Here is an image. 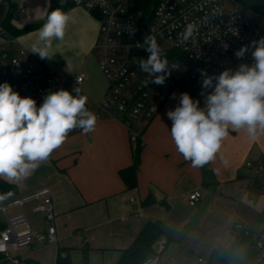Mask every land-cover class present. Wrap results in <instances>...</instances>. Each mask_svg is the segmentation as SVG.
I'll return each instance as SVG.
<instances>
[{"label":"crops","instance_id":"crops-1","mask_svg":"<svg viewBox=\"0 0 264 264\" xmlns=\"http://www.w3.org/2000/svg\"><path fill=\"white\" fill-rule=\"evenodd\" d=\"M50 6L51 0H0V23L12 9V25L18 30L40 24L16 37L12 44L16 53L22 47L30 51ZM63 11L71 17L60 46L63 51L53 47L50 59L33 54L58 73L75 78L86 73L93 55L100 67L101 21L98 14L74 4ZM67 53L74 58L66 59ZM80 58V66H75L74 61L79 63ZM86 75L84 92L92 100H102L108 80L103 77L98 83L100 93L90 96L87 91L93 87V79ZM181 93L180 88L174 90L146 126L137 187L133 189L127 188L120 175L133 164L131 135L127 126L113 120L97 121L94 131L87 134H68L48 160L26 178L12 182L3 178L17 187L18 194L0 205L25 199L43 188L50 190L58 240L35 242L9 258L1 256L0 264H59L61 259L70 264H85L86 260L87 264H117L151 221H161L165 232L151 256L158 257L159 264H197L200 257L208 258L210 264H224L217 254L227 249L241 264H264L255 244L242 239L239 229L240 225L250 226L264 240V180L252 183L245 166L264 154V134L252 141L244 131L229 129L215 159L193 168L177 152L167 116L179 104ZM200 105H204V97ZM196 190H201L202 197L191 206L187 196ZM148 198L152 203L144 204ZM35 206L34 201L26 202L24 209L13 207L12 214L24 211L34 233L46 236V217L35 212ZM0 215V226L5 228L6 215Z\"/></svg>","mask_w":264,"mask_h":264},{"label":"built area","instance_id":"built-area-1","mask_svg":"<svg viewBox=\"0 0 264 264\" xmlns=\"http://www.w3.org/2000/svg\"><path fill=\"white\" fill-rule=\"evenodd\" d=\"M73 3L100 16L97 49L101 71L109 82L105 97L95 101L84 92L83 85L87 81L84 72L68 78L41 62L27 48L22 47L16 53L12 48L17 42L16 37L6 33L1 24L0 84L7 82L21 97H32L37 107L50 91L65 89L72 92L78 87L81 94L87 96L86 108L97 116V121L113 120L127 126L134 146L139 140L144 144L146 126L179 88L188 69L179 59H168L170 75L164 84L150 83L151 77L139 67V61L147 59L148 53L137 48V42L142 43L145 36L152 35L164 53L178 51L198 63L208 75H219L225 69L235 71L242 63L251 66L254 48L249 47L242 59H237L235 53L264 37V9H249L239 0H161L150 19L133 9V0H73ZM189 23H194L198 30L194 39L183 42L180 34ZM144 81H149L147 86ZM81 131L76 128L68 134ZM245 166L252 183L264 180V154ZM201 197V190H196L188 194L187 200L191 206H196ZM29 201L35 202V212L46 217V236L34 233L24 211L12 214L13 207L24 209ZM0 213L6 215V227L0 232V257L9 258L10 254L31 248L35 242L55 243L58 240L53 200L48 188L25 199L0 205ZM239 229L242 239L255 244L260 261L264 263V240L250 226L240 225ZM144 264H159V258L151 257ZM197 264H210V260L200 257Z\"/></svg>","mask_w":264,"mask_h":264},{"label":"clouds","instance_id":"clouds-1","mask_svg":"<svg viewBox=\"0 0 264 264\" xmlns=\"http://www.w3.org/2000/svg\"><path fill=\"white\" fill-rule=\"evenodd\" d=\"M70 20L60 8L47 12L30 51L41 59L52 58L53 41L64 39ZM197 30L194 23L187 24L181 40L194 39ZM136 47L148 53L147 59L139 61L141 71L151 77L150 83L163 85L170 64L156 38L147 35ZM249 47L254 48L251 66L242 63L235 71L225 69L219 75L201 70L203 106L184 92L175 109L167 112L176 150L193 168L215 159L229 129L244 131L252 141L264 134V37L237 50V59H242ZM143 83L147 86L149 81ZM87 100L78 87L72 92L59 89L45 95L37 107L32 97H21L7 82L0 84V178L9 182L26 178L65 142L69 132L76 128L82 134L94 131L97 116L86 108ZM12 196L11 191L0 194V202Z\"/></svg>","mask_w":264,"mask_h":264},{"label":"trees","instance_id":"trees-1","mask_svg":"<svg viewBox=\"0 0 264 264\" xmlns=\"http://www.w3.org/2000/svg\"><path fill=\"white\" fill-rule=\"evenodd\" d=\"M161 0H133V9L140 11L144 14L145 19H150L157 5ZM73 0H51L50 10L60 8L66 10L69 6L73 5ZM256 9H264V1L258 0L255 3ZM12 9L9 12L7 18L1 22V26L6 31V33L17 37L20 34L27 33L33 29H36L40 24L30 26L24 30H18L12 25L13 13ZM42 25V23H41ZM167 59H179L185 64L188 69L181 81L178 84L181 92H187L194 100H201L203 96L200 95L202 90V76L201 68L195 61L189 60L182 53L175 50L165 51ZM143 144L139 140L136 146L133 145V164L131 167L123 169L120 171V175L125 182V185L129 189L137 187L138 171L141 159V150ZM11 191L13 196L12 199L17 196L18 189L14 184L5 181L0 178V194H5ZM7 199V200H9ZM5 200V201H7ZM4 202V201H3ZM2 203V202H0ZM152 203V199L148 198L144 204ZM0 226V231L3 230ZM165 235L162 222L161 221H151L148 222L141 232L138 234L133 244L123 252L121 260L117 264H144L154 253V249L158 241ZM217 257L220 258L224 264H241L238 262L236 256L231 249L221 250L218 252ZM87 259V254H85V260ZM87 260L85 264H87ZM59 264H70L67 259H61Z\"/></svg>","mask_w":264,"mask_h":264},{"label":"rangeland","instance_id":"rangeland-1","mask_svg":"<svg viewBox=\"0 0 264 264\" xmlns=\"http://www.w3.org/2000/svg\"><path fill=\"white\" fill-rule=\"evenodd\" d=\"M239 1L244 6H246L247 8L254 10V9H256L255 3L258 0H239ZM53 45H54V48L56 50H58V51H61L62 50V47H60L62 45V40L61 41H55L54 40L53 41ZM65 57H66V59H68V58L69 59L74 58L73 55H70L68 53L65 55ZM81 62H82V58L79 59V63L76 62V61H74L75 66L77 64H79V66H80ZM85 71H86V74H88L89 79H93L92 83L90 81V84H93V87L92 88H89L88 91H87V93L90 96H97L100 93V90H101V85H98V83L101 82L102 81V78L103 77L105 78V76L102 73L101 68L99 67V62H98V58L96 57V55L95 56L93 55L91 57V59L87 62V65L85 67ZM0 218H3L2 215H0Z\"/></svg>","mask_w":264,"mask_h":264},{"label":"water","instance_id":"water-1","mask_svg":"<svg viewBox=\"0 0 264 264\" xmlns=\"http://www.w3.org/2000/svg\"><path fill=\"white\" fill-rule=\"evenodd\" d=\"M264 1V0H263Z\"/></svg>","mask_w":264,"mask_h":264}]
</instances>
